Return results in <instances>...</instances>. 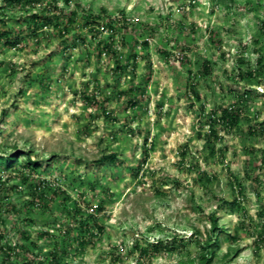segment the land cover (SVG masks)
<instances>
[{
  "label": "rangeland",
  "instance_id": "obj_1",
  "mask_svg": "<svg viewBox=\"0 0 264 264\" xmlns=\"http://www.w3.org/2000/svg\"><path fill=\"white\" fill-rule=\"evenodd\" d=\"M66 1L0 0V32L20 42H0V155L43 166L0 167V264H201L213 216L212 264H264V0ZM35 14L60 29L30 35ZM111 18L126 27L111 33ZM100 42L117 54L98 57ZM225 108L238 128L212 114ZM111 153L116 165L98 163ZM99 205L104 233L83 249L75 209Z\"/></svg>",
  "mask_w": 264,
  "mask_h": 264
},
{
  "label": "trees",
  "instance_id": "obj_2",
  "mask_svg": "<svg viewBox=\"0 0 264 264\" xmlns=\"http://www.w3.org/2000/svg\"><path fill=\"white\" fill-rule=\"evenodd\" d=\"M8 4H10L11 6H21L22 8L27 7V6H32V5H36L37 3L40 2V0H5ZM67 3H70L69 0L66 1ZM56 9V8H55ZM5 15V14H4ZM78 17V12L74 11L71 13V17L68 19L67 21V25L64 27L63 34H67L69 31V27H73L75 25V21L76 18ZM124 18V17H123ZM83 19L85 20L84 23V27L86 28H91L90 32H94L96 34H100L99 30H97V20L102 19V16H98L97 20L95 18H92V16H88L85 15L83 16ZM125 19V18H124ZM58 21L55 22L54 18L50 17V16H40V15H32V17L30 18V21H28V25H27V30L29 32L30 35L37 37L39 32L43 30V28L45 27H49V26H54L56 29H60V24H58L60 19H57ZM88 20V21H87ZM93 27V28H92ZM121 27H126L125 26V22L121 20H117L116 18H111L107 24H106V28L107 30L111 31V33H116L118 31V28L121 29ZM61 31V32H62ZM111 39H113V37L111 36ZM126 38H124L123 41H125ZM3 41L4 44L6 46L9 47H17V45L20 43L18 40V37L14 36V32L11 30H6V31H1L0 32V42ZM82 43L86 44V41L84 39H81ZM113 42V41H111ZM125 43L123 42V45ZM100 45V46H99ZM141 46L148 51L149 48V43L148 42H143L141 43ZM97 50H98V57H101L102 54L106 51V53L109 54H117V51L114 50V45L113 43H107V42H103V43H99L97 46ZM164 56L169 57L170 54H167L166 52H163ZM135 56L133 57L134 61L137 62L138 60V54H134ZM119 63V62H118ZM204 70H203V76H209L211 75V69L209 67V64H204ZM129 66H123L122 64H119L117 66V70L120 71H125ZM249 77H252V74H248ZM244 79V78H243ZM195 89L193 88V91ZM196 93V92H195ZM198 98V94H195ZM250 96V94L246 93L242 96V98H248ZM89 100V98H87ZM87 100V101H88ZM91 101V100H89ZM95 105H100L103 108V105L101 103H99L98 101L93 100ZM137 104V102H136ZM135 102L132 105H136ZM105 115L110 117L111 113H108L106 110L104 111ZM213 115L217 116L218 114L220 115L219 119L217 120L218 123H222V125H224V127H226L229 130H234L236 128L239 127L240 125V121H241V116L239 111H235L234 108H225L222 110H217L215 112L212 113ZM213 118V117H212ZM216 121L211 120L210 122V129L213 135H216ZM24 157L25 159V163H24V167L28 169V171L30 172V175L33 174H37L38 172H40V170L43 169V166L41 163H39L36 160H33L31 158L30 152H17L14 154H11L9 156H5V155H0V167H2L4 170L6 171H10V170H14L18 165H19V161L20 159ZM118 155L115 153H111V154H107V155H103L102 158L100 160H98L99 164H105V163H109L111 165H116L118 163ZM47 185H49L45 180L40 182L39 186L36 187L35 191L36 194L34 196V198H36V195H39V198H43L45 197L44 192H42L43 187H46ZM92 189H95V187H93ZM34 202V201H33ZM226 205H230L232 208L234 205H236V202L229 204L228 202H226ZM91 209V208H89ZM87 213H83L80 209H75V212L81 216H83V218L80 220L81 222H83V225L86 227L84 229L83 232V238L81 240L78 241V244L80 247H82L83 249L85 247H87V245H89L90 243H92L93 239H95V237L97 236H101L104 233V227L100 225L99 223V219H98V215L100 213H102L103 207H101L100 205L97 206L95 209L92 208V213H90L89 210H85ZM69 212V211H68ZM74 216V215H73ZM212 221V231L210 234V238L209 240H207V242L204 243V252L205 254L201 256V264H212V257L216 255V252L214 251L215 248H220L222 245V241L220 236L222 234L225 233V231L223 229H216V226H218V222L217 219L213 216L211 218ZM81 225V224H80ZM217 236H214L216 235ZM42 235H47L46 234H42ZM214 236V238H213ZM162 243H157L156 244V248H158L159 246H161ZM11 252V251H10ZM145 254L147 253L146 250L144 252ZM5 254L7 256H9V252L7 253V250L5 252ZM57 254H51V256H53V259L56 260ZM11 258V257H9ZM24 264H36L35 263V258H33V260H29L27 262H25ZM42 264V263H39Z\"/></svg>",
  "mask_w": 264,
  "mask_h": 264
}]
</instances>
